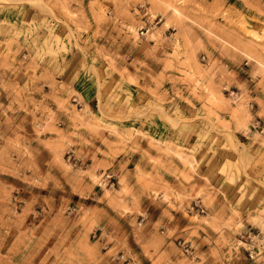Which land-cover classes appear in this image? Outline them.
<instances>
[{
    "label": "rangeland",
    "instance_id": "1",
    "mask_svg": "<svg viewBox=\"0 0 264 264\" xmlns=\"http://www.w3.org/2000/svg\"><path fill=\"white\" fill-rule=\"evenodd\" d=\"M0 264H264V0H0Z\"/></svg>",
    "mask_w": 264,
    "mask_h": 264
}]
</instances>
